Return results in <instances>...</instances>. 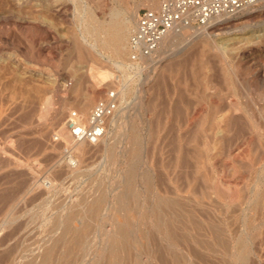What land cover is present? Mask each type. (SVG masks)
Instances as JSON below:
<instances>
[{
	"label": "rangeland",
	"instance_id": "rangeland-1",
	"mask_svg": "<svg viewBox=\"0 0 264 264\" xmlns=\"http://www.w3.org/2000/svg\"><path fill=\"white\" fill-rule=\"evenodd\" d=\"M63 1L58 12L55 0H0V264L39 261L72 209L74 227L90 223L85 250L73 246L70 263L62 261L68 234L51 263L105 264L103 237L122 217L111 206L124 192L131 130L140 140L130 214L137 246L131 238L119 264H264V0L188 28L186 40L160 44L150 58L128 49L133 28L113 36L135 5L151 9L147 0ZM111 90L117 109L106 135L75 152L57 130L70 111L87 117ZM96 192L103 217L85 211ZM155 194L178 202L160 208L174 242L156 227ZM242 234L244 261L234 246Z\"/></svg>",
	"mask_w": 264,
	"mask_h": 264
},
{
	"label": "bare ground",
	"instance_id": "bare-ground-1",
	"mask_svg": "<svg viewBox=\"0 0 264 264\" xmlns=\"http://www.w3.org/2000/svg\"><path fill=\"white\" fill-rule=\"evenodd\" d=\"M114 1V0H113ZM159 0H147V5L151 8V9H156V8H158V6H159ZM157 4H158V6H157ZM65 7H66V4H65V2L63 1V0H55V10L56 11H58V12H63L64 11V9H65ZM136 13H137V5H135L134 7H133V9H132V11H131V13L129 14V17L128 18H124L123 19V21L120 23V24H117V26H116V28H115V30H114V35L113 36H121L122 37V35L126 32V31H128L129 29L131 30V28H133L134 27V24H135V18H136ZM248 20V19H247ZM242 23H244V22H246V20L244 19L243 21H241ZM187 32H189L188 31V28H183V29H181V31L180 32H170V33H168V34H166L164 37H163V39L161 40V42H160V44H162L163 46H165V47H167V46H171L172 44H173V42H175V41H177V40H179V41H182L183 39H185L186 38V36H187ZM202 32V31H201ZM200 32V33H201ZM127 34V33H126ZM125 37V36H124ZM247 38V37H246ZM245 37L244 38H241V39H243V40H245L246 39ZM249 38V37H248ZM247 38V39H248ZM120 39V38H119ZM246 39V40H247ZM250 39V38H249ZM186 40V39H185ZM188 41V40H187ZM159 44V45H160ZM184 44H185V41H184ZM161 45V46H162ZM263 46V45H262ZM173 47V46H172ZM96 91H98V90H96ZM58 92V91H57ZM90 98V97H89ZM92 98V97H91ZM94 98V97H93ZM93 100H91V102H92ZM77 106H79V105H77ZM78 108H81L80 106L78 107ZM82 109H84L83 107H82ZM80 111V110H79ZM251 115V114H250ZM84 117H85V115H84ZM112 118V117H111ZM116 118V117H115ZM254 119V118H253ZM119 120V119H118ZM212 120V119H211ZM257 122V121H256ZM61 124V123H60ZM62 125V124H61ZM64 125V124H63ZM60 126V128L57 130L59 133H60V135H62L65 139L64 140H68V141H66L67 143L68 142H70L71 143V145H72V148H74L73 150H75V152H81V150L83 149L82 148V146H81V144H82V142L83 141H75V140H73V138L71 137V135L69 134V132H68V130H67V128H65L66 127V125L65 126ZM122 125V124H121ZM129 126V125H128ZM131 126V125H130ZM122 127V126H121ZM125 127V126H124ZM260 127V126H259ZM127 128V127H126ZM261 128V127H260ZM128 129V128H127ZM130 129V128H129ZM129 129H128V131H129ZM131 130V129H130ZM108 131V130H107ZM134 131V130H133ZM126 132V131H125ZM114 133V132H113ZM130 133V132H129ZM59 135V136H60ZM106 135V134H105ZM117 135H119V134H116V135H114L115 137L117 136ZM120 135H122V133H120ZM119 135V136H120ZM137 135L138 134H136V132L134 133V132H132V130H131V134H128V136L126 137V139H124V140H128V151L129 152H127V153H129V155L126 153L125 154V156H126V158H128V169L126 170L127 171V177H126V179H124V181H123V186H124V192H118L119 194H117V196L116 197H114L115 199H112V200H115L114 202H113V205L111 206V204H110V206L111 207H113V209L115 210H118L117 212H119V210H121L122 211V217H121V220L119 219V221H116L114 224H113V227H112V230L110 231V232H105V237H103V238H105V240H103V242H105L106 241V247L104 246V248L103 249H101L102 247H100V249L102 250V253H100V257H103L104 259H105V264H119L120 263V261H122V260H124L125 258H126V253H127V246H128V243H130V240H131V238H132V235H131V230H132V228L134 227V225L132 226L131 225V222H130V214H131V211H132V209H133V207H134V205H136L137 204V198H138V193H137V190L138 189H135V185H134V180H133V172L134 171H132L133 169V164H134V162L136 163V159H137V157H138V149H139V141L140 140H138L139 138V136L137 137ZM125 135H123V137H124ZM122 140V139H121ZM120 142V141H119ZM69 143V144H70ZM126 144H127V142H126ZM125 145V144H124ZM139 145V146H138ZM113 146V147H112ZM112 146H109V147H112V148H114V145H112ZM125 147V146H124ZM127 148V146L125 147V149ZM195 150V149H194ZM109 151V150H108ZM112 151V150H111ZM113 151H114V149H113ZM112 151V152H113ZM127 151V150H126ZM198 152V151H197ZM200 152V151H199ZM109 154V153H108ZM110 154H111V152H110ZM113 155H114V152L112 153ZM194 154H196V152L194 153ZM113 155H110L109 157H111V162L113 161L112 160V156ZM127 155L129 156V157H127ZM54 156V155H53ZM123 156V155H122ZM200 156H201V154H200ZM261 157V156H260ZM53 158V157H52ZM258 158V157H257ZM59 159V158H58ZM109 159V158H108ZM114 159V158H113ZM125 159V158H124ZM198 159V158H197ZM196 159V160H197ZM71 160V159H70ZM125 160H127V159H125ZM58 161V160H57ZM202 161V160H201ZM208 161V160H207ZM114 162V161H113ZM203 163V162H202ZM256 164H257V162H256ZM260 164V163H259ZM112 165L113 164H110V167L111 168H113L112 167ZM197 165V164H196ZM252 166V165H251ZM198 167V166H197ZM199 167H200V165H199ZM114 170V173H115V168L113 169ZM197 170V169H196ZM194 171V170H193ZM199 171V170H198ZM117 172V171H116ZM114 173H113V175H114ZM31 175V174H30ZM33 175H34V173H33ZM110 175V174H109ZM117 175V174H116ZM116 175H114V176H116ZM203 175V174H202ZM35 176V175H34ZM114 176H112L113 178H114ZM101 177V176H100ZM118 177V176H117ZM99 178V177H98ZM103 178H101V180H102ZM100 180V179H99ZM98 179H97V181H99ZM116 180V179H115ZM118 180H119V178H118ZM117 180V181H118ZM101 182H103V181H101ZM100 182V183H101ZM114 182V181H113ZM119 182V181H118ZM155 182V181H154ZM158 182V181H157ZM114 183H116V182H114ZM94 184H96V181H95V183ZM102 184V183H101ZM100 184V185H101ZM104 184V183H103ZM102 184V185H103ZM120 184H122V183H120ZM98 185H99V183H98ZM96 186V185H95ZM95 186H93V187H95ZM92 187V188H93ZM97 187V186H96ZM95 187V188H96ZM103 187V186H102ZM150 187H151V185H150ZM98 188H100L101 189V187L100 186H98ZM97 189V188H96ZM103 189H104V187H103ZM145 189V188H144ZM157 189V188H156ZM94 190V189H93ZM105 190V189H104ZM121 190V189H120ZM90 191H92V190H90ZM151 191V190H150ZM160 191V190H159ZM147 192V191H146ZM149 192V191H148ZM90 193V192H89ZM92 193H93V191H92ZM95 193V192H94ZM104 193H105V191H104ZM116 193H117V191H116ZM96 194H98V197H96L92 202H90L89 201V203L87 202V207L85 208V211L86 212H89V213H91V214H93V215H95V216H98L99 215V212H100V208H101V205H102V203H103V195L101 196V195H99V193H97L96 192ZM103 194V193H102ZM150 194V193H149ZM159 194H161V193H159ZM92 195H94V194H92ZM146 195V194H145ZM148 195V194H147ZM81 196V195H80ZM83 196V195H82ZM156 196V197H155ZM155 198H154V200H153V202H154V206H152V207H154V211H153V214L154 213H156V218L154 219L155 221H156V227L157 228H159L160 230H161V232H162V234H163V237L165 236V238L167 237L168 239H170L172 242H174L175 240H176V235H175V233L172 231L173 230V228L171 227V225H173V221L172 220H169V219H166L165 217H164V215H161V213H160V208L161 207H170V205L172 206H176V204L178 203H176L175 204V202L176 201H174V200H170V198H165V197H162V196H160V195H158V194H155ZM165 196V195H164ZM87 197V196H86ZM89 197H91V196H89ZM95 197V196H94ZM152 197V196H151ZM257 197V196H256ZM79 199H80V197H78ZM88 198V197H87ZM172 198V197H171ZM85 199V198H84ZM84 199H82V202H85V200ZM254 199V198H253ZM257 199H258V197H257ZM84 200V201H83ZM176 200V199H175ZM252 200V199H251ZM255 200H256V198H255ZM254 200V201H255ZM87 201V200H86ZM179 201V200H178ZM250 202V201H249ZM257 202H259V200L257 201ZM56 203V202H55ZM105 203V202H104ZM103 203V204H104ZM108 203V202H107ZM110 203H112V201L110 202ZM255 203H256V201H255ZM255 203H254V205H255ZM63 205H64V203H62ZM71 204H73V203H71ZM85 204H86V202H85ZM180 204V203H179ZM76 205H77V203H76ZM183 205V204H182ZM54 206H56V205H54ZM61 206V205H60ZM79 206V205H78ZM78 206L77 207H75L76 209L78 208ZM83 206V205H82ZM81 206V207H82ZM86 205H84V207H85ZM138 206V205H137ZM179 206V205H178ZM51 207V206H50ZM103 207V206H102ZM145 207V206H144ZM152 207H150V209L152 210L153 208ZM186 207V206H185ZM49 208V207H48ZM175 208V207H174ZM187 208V207H186ZM45 209V208H44ZM105 209V208H104ZM104 209L102 210V212H100L101 214L100 215H102V213L104 212ZM165 209V208H164ZM173 209V208H172ZM56 210V209H55ZM59 210V209H58ZM62 210V209H61ZM73 210V209H72ZM70 211V213L67 215V216H65L64 214V219H62L61 220V222H58L57 223V220H59L58 219V217H54V218H56L57 220H56V222H55V220H53L55 223H57V225L58 224H62V226H60V227H62L61 228V235H58L56 238H54L53 240H52V242L50 243L49 241L50 240H48V242L50 243V245L48 244V246L46 247V245H45V247H43V249L45 248V250H44V252H43V254H42V256H41V258L39 257V261H35L34 263L35 264H56V262H55V260H54V262L55 263H51L52 262V257H54V255H53V252H54V250H56L55 249V247L56 246H58V245H62V242L64 243V241H67L66 240V237H67V235L69 234V236H70V238H71V244L68 242V241H70V240H68L67 242V245L68 244H70V245H66L65 247H62L63 249L61 250V254H59V255H61V260L62 261H65V262H67L68 260H71L70 258L72 257V247L74 246V247H77V248H79V250L80 249H82V250H85L84 249V244H86L85 243V240L86 239H88V238H86V236L88 237V235H87V233H88V231H89V229H91L90 228V223H89V225L87 224V220H86V223L83 225V223H82V226L81 227H74L73 225H72V220H73V218H74V216L77 214L76 213V211ZM111 210H112V208H111ZM110 210V211H111ZM113 210V211H114ZM115 210V211H116ZM186 210V209H185ZM57 211V210H56ZM79 211V210H78ZM136 211V210H135ZM54 212V211H53ZM58 212V211H57ZM67 213H68V211H67ZM109 213V212H108ZM169 213V212H168ZM177 213V212H176ZM50 214V213H49ZM58 214V213H57ZM119 215H120V213H118ZM152 214V215H153ZM167 214V213H166ZM188 214V213H187ZM51 215V214H50ZM89 215V214H88ZM132 215V214H131ZM143 215H146V214H143ZM177 215V214H176ZM54 216H56L55 214H54ZM58 216V215H57ZM59 216H61V215H59ZM87 216V215H86ZM113 216V215H112ZM172 216H174V215H172ZM185 216H186V214H185ZM77 217V216H76ZM76 217H75V219H76ZM102 217H103V215H102ZM116 217V216H115ZM114 217V218H115ZM191 217H192V215H191ZM60 218V217H59ZM81 218V217H80ZM86 218V217H85ZM90 218V217H89ZM88 218V220H90ZM100 218H101V216H100ZM113 218V219H114ZM117 218V217H116ZM176 218H178L177 216H176ZM52 219H53V217H52ZM103 219V218H102ZM153 219V218H152ZM171 219V218H170ZM191 219V218H190ZM193 219V218H192ZM191 219V220H192ZM101 220V219H100ZM110 220V219H109ZM48 221H50V218H49V220ZM113 222L115 221V220H112ZM131 221H133V220H131ZM134 221H136V220H134ZM138 221V220H137ZM140 221V220H139ZM154 221V222H155ZM183 221V220H182ZM47 222V221H46ZM196 222V221H195ZM54 223V224H55ZM139 223H141V222H139ZM138 222H136V227H138V226H140V225H138L139 224ZM192 223V222H191ZM197 223V222H196ZM48 224V223H47ZM50 224V223H49ZM52 224H53V222H52ZM111 224V225H112ZM133 224V223H132ZM178 224H179V222H178ZM209 224V223H208ZM51 225V224H50ZM92 226V225H91ZM103 226V225H102ZM132 226V227H131ZM178 226V225H177ZM176 226V227H177ZM182 226H183V224H182ZM215 226V225H214ZM48 227V226H47ZM56 227V226H55ZM93 227H94V225H93ZM174 227V226H173ZM51 228V227H50ZM49 228V229H50ZM107 228V227H106ZM145 228V227H144ZM175 228V227H174ZM180 228H181V226H180ZM202 228V227H201ZM208 228H209V226H208ZM216 228V227H215ZM219 228V227H218ZM53 229H54V227H53ZM57 229V228H56ZM56 229H55V231H56ZM105 229V228H104ZM103 228H102V230H104ZM134 229V228H133ZM137 229V228H136ZM150 229V228H149ZM152 229V228H151ZM155 229V228H154ZM195 229V228H194ZM197 229V228H196ZM214 229V228H213ZM45 230H46V232H48L47 231V229L45 228ZM51 230V229H50ZM141 230V229H140ZM220 230V229H219ZM52 231V230H51ZM145 231V230H144ZM176 231V230H175ZM181 231V230H180ZM195 231V230H194ZM211 231V230H210ZM213 231V230H212ZM222 231V230H221ZM50 232V231H49ZM60 232V231H59ZM104 232L102 233V234H104ZM141 232H142V230H141ZM157 232V231H156ZM188 232V231H187ZM202 232V231H201ZM207 232V231H206ZM148 233V232H147ZM184 233H186V232H184ZM197 233H199V232H197ZM223 233V232H222ZM89 234V233H88ZM101 234V233H100ZM134 234V233H133ZM153 234V233H152ZM206 234V233H205ZM49 235H51V234H49ZM140 235H141V233H140ZM151 235V234H150ZM203 235V234H202ZM56 236V235H55ZM54 235H53V237H55ZM102 236V235H101ZM101 236H100V238H101ZM104 236V235H103ZM158 236V235H157ZM161 236V235H160ZM187 236V235H186ZM190 236V235H189ZM192 236V235H191ZM220 236H222V235H220ZM90 237V236H89ZM178 238H179V235L177 236ZM184 237V236H183ZM213 237V236H212ZM52 238V237H51ZM69 238V239H70ZM91 238V237H90ZM160 238V237H159ZM226 238V237H225ZM49 239V238H48ZM133 240H132V242H133V248L135 247V243H136V241H135V238H132ZM147 239V238H146ZM167 239V240H168ZM187 239V238H186ZM191 239V238H190ZM222 239H224L223 237H222ZM221 239V240H222ZM92 241H93V239H91ZM91 240H89V242L91 241ZM43 241V240H42ZM87 241V240H86ZM91 241V242H92ZM101 241V240H100ZM138 241V240H137ZM146 241H148V240H146ZM197 241H199L198 239H197ZM224 241V240H223ZM246 239H245V237H243V234L242 235H238L236 238H235V240H234V246H235V251H236V256H237V260H240V261H244L245 259H246V257H247V254H248V249H247V243H246ZM89 242H88V244H89ZM90 242V243H91ZM94 242V241H93ZM92 242V243H93ZM200 242V241H199ZM215 242V241H214ZM218 242V241H217ZM227 242V241H226ZM225 242V243H226ZM46 243V242H45ZM138 243V242H137ZM163 243V242H162ZM166 243V242H165ZM198 243V242H197ZM44 244V243H43ZM104 244V243H103ZM131 244V243H130ZM152 244V243H151ZM160 244V243H159ZM217 244V243H216ZM219 244V243H218ZM42 245V244H41ZM90 245V244H89ZM92 245V244H91ZM172 245V244H171ZM175 245V244H174ZM214 245V244H213ZM223 245V244H222ZM225 245V244H224ZM231 245V244H230ZM44 246V245H43ZM130 246V245H129ZM128 246V247H129ZM137 246V245H136ZM177 246V245H176ZM209 246H210V243H209ZM85 247H87V246H85ZM91 247V246H90ZM93 247V246H92ZM98 247V246H97ZM154 247H155V245H154ZM195 247V246H194ZM227 247H228V245H227ZM56 248H58V247H56ZM87 248H89V247H87ZM131 248V247H130ZM142 248H144V247H142ZM172 248V247H171ZM178 248V247H177ZM28 249V248H27ZM137 249V248H136ZM148 249V248H147ZM153 249V248H152ZM165 249V248H164ZM253 249V248H252ZM74 250H76V249H74ZM90 250V249H89ZM89 250H86V251H88L89 252ZM92 250V249H91ZM90 250V251H91ZM193 250V249H192ZM96 251V250H95ZM99 251V250H98ZM152 251V250H151ZM222 251V250H221ZM231 251V250H230ZM234 251V252H235ZM85 252V251H84ZM145 252V251H144ZM193 252H195V250L193 251ZM198 252V251H197ZM196 252V253H197ZM228 252V251H227ZM42 253V252H41ZM40 253V254H41ZM59 253H60V251H59ZM83 253V252H82ZM98 253V252H97ZM39 254V255H40ZM85 254V253H84ZM88 254V253H87ZM101 254H102V256H101ZM182 254V253H181ZM82 255V254H81ZM80 255V256H81ZM174 255V254H173ZM176 255V254H175ZM175 255L173 256V259H175V261H179V260H177V258H175ZM188 255V254H187ZM33 256V255H32ZM58 256V255H57ZM169 256V255H168ZM36 257V256H35ZM83 257V256H82ZM181 257H182V255H181ZM187 257V256H186ZM188 257H189V255H188ZM32 258V257H31ZM30 258V259H31ZM95 258V257H94ZM97 258H98V256H97ZM129 258V257H128ZM236 258V257H235ZM29 259V260H30ZM36 259V258H35ZM34 259V260H35ZM38 259V258H37ZM54 259H55V257H54ZM58 259V258H57ZM59 259H60V257H59ZM100 259H102V258H100ZM183 259V258H182ZM73 260V259H72ZM188 260V259H187ZM33 261V260H32ZM32 261H30V262H32ZM60 261V260H59ZM62 261H61V263H62ZM97 261V260H96ZM190 261V260H189ZM74 262H75V260H74ZM73 262V263H74ZM29 263V262H28ZM67 263H70V262H67ZM183 263V262H182ZM190 263V262H189ZM242 263V262H241ZM24 264H25V262H24ZM77 264V263H76ZM83 264V263H82ZM131 264V263H130ZM132 264H139V262L135 259V260H133V263ZM178 264V263H177ZM180 264V263H179ZM191 264H192V262H191Z\"/></svg>",
	"mask_w": 264,
	"mask_h": 264
},
{
	"label": "built area",
	"instance_id": "built-area-1",
	"mask_svg": "<svg viewBox=\"0 0 264 264\" xmlns=\"http://www.w3.org/2000/svg\"><path fill=\"white\" fill-rule=\"evenodd\" d=\"M256 0H163L156 9L145 8L136 14L127 46L136 58H150L163 37L183 28H206L221 15H233ZM117 109L115 90L99 98L87 117L70 111L66 128L75 141L98 143L106 133L107 119Z\"/></svg>",
	"mask_w": 264,
	"mask_h": 264
}]
</instances>
